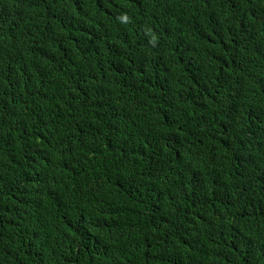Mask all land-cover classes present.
<instances>
[{
  "label": "trees",
  "instance_id": "trees-1",
  "mask_svg": "<svg viewBox=\"0 0 264 264\" xmlns=\"http://www.w3.org/2000/svg\"><path fill=\"white\" fill-rule=\"evenodd\" d=\"M0 264H264V0H0Z\"/></svg>",
  "mask_w": 264,
  "mask_h": 264
}]
</instances>
